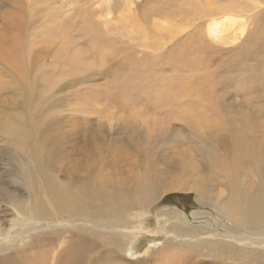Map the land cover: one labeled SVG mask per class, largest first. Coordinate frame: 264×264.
I'll use <instances>...</instances> for the list:
<instances>
[{
    "label": "rangeland",
    "instance_id": "rangeland-1",
    "mask_svg": "<svg viewBox=\"0 0 264 264\" xmlns=\"http://www.w3.org/2000/svg\"><path fill=\"white\" fill-rule=\"evenodd\" d=\"M219 3L0 0L1 237L18 225L7 195L33 214L30 173L83 193L82 208L67 207L72 214L94 205L139 213L144 229L130 252L141 264H191L177 240L166 243L175 239L164 228L176 220L216 227L195 212L249 234L215 206L227 203L228 165L240 168L250 204L264 178V0ZM250 165H260L261 176ZM123 180L116 190L99 186ZM74 226L57 230L63 242Z\"/></svg>",
    "mask_w": 264,
    "mask_h": 264
},
{
    "label": "bare ground",
    "instance_id": "bare-ground-1",
    "mask_svg": "<svg viewBox=\"0 0 264 264\" xmlns=\"http://www.w3.org/2000/svg\"><path fill=\"white\" fill-rule=\"evenodd\" d=\"M215 2L219 3V0H215ZM228 7L231 11L238 12L236 6L228 5ZM205 12L215 14V11L210 9H205ZM186 18L188 19V16ZM191 21H195V19L191 18L186 22L190 23ZM204 122L207 121L204 120ZM39 166L42 167V165ZM250 167L256 169L257 174L261 176L260 165H250ZM224 173L228 187L227 203L218 204L215 208L223 216L231 219V222L247 230L249 234L230 233L224 229L225 227L219 228V217L213 213L205 215L202 212H195L196 216H203L215 222L216 227L213 229L210 225H208L209 227L188 226L180 224V221L177 220L170 221L164 229L175 240L166 243L170 244L177 240L175 245H180L182 249L191 252L190 255H185V261L188 259L191 264L198 263V260H201L200 257L213 258V264H264V218L259 214V212L264 213V195L262 192L264 190V178L261 176L260 190L254 193L253 201L250 204L244 199V193L240 187V168L238 167L235 173L232 170V165H228L224 169ZM48 175H44L43 181L38 182L30 173V197L33 198L34 209L29 218L26 214V208H24L25 205L16 203L14 197L7 195L8 198L4 203L16 209L19 217L16 216L18 225L16 224L11 228L13 232L10 236L1 237L0 235V264H128L125 259L127 256L135 258V262H131V264H141V259L136 261L137 258L130 252L144 229L143 219L140 218L139 213H131L126 209L127 205H123L120 206L122 209L105 214L100 205H94L91 211L85 212L83 215L72 214L67 207L78 206L82 208L78 201L84 198L83 193L67 192L63 184L50 181ZM95 177L98 181L101 180L99 179L100 176ZM183 179L176 184L178 188H183V185L187 183ZM135 180H139V178ZM127 182L124 181L123 184H121L122 181L120 183L103 182L105 184L102 186L98 182V185L101 188L111 186L110 188L116 190L120 186L125 187ZM145 184L138 181L133 183V187L142 193L145 191ZM193 184L196 183L193 182ZM192 190L196 191L197 189L194 186ZM201 190L204 191L205 186L201 185ZM109 193L114 197L120 196L114 191H109ZM200 200L202 201V199ZM218 201L222 202L223 198H219ZM1 204L0 201V206ZM66 214L68 218H64ZM164 214L167 217H172L175 213L166 211ZM33 215L38 219L37 221L32 220ZM211 216H214L215 220ZM62 222L69 226L62 224ZM72 223L75 224L72 235L65 238L66 240L63 242V239L61 240L62 231L60 230L67 229L70 231ZM86 225H89L91 229L86 230ZM100 225L104 227L102 230H98ZM247 226H251L253 229H248ZM58 229L60 230L57 231ZM161 230L162 228L159 229L160 232ZM14 240L21 241L12 246ZM153 242L159 243L158 241L151 243ZM170 247L172 248V246ZM171 259L169 258L170 261L174 260Z\"/></svg>",
    "mask_w": 264,
    "mask_h": 264
},
{
    "label": "trees",
    "instance_id": "trees-1",
    "mask_svg": "<svg viewBox=\"0 0 264 264\" xmlns=\"http://www.w3.org/2000/svg\"><path fill=\"white\" fill-rule=\"evenodd\" d=\"M183 194H178V193H174V194H172L171 196H174V197H180V196H182Z\"/></svg>",
    "mask_w": 264,
    "mask_h": 264
}]
</instances>
